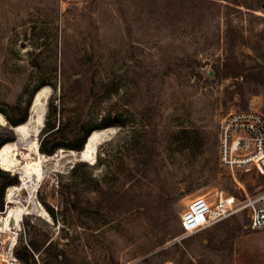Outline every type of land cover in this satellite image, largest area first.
<instances>
[{"label": "rangeland", "instance_id": "1", "mask_svg": "<svg viewBox=\"0 0 264 264\" xmlns=\"http://www.w3.org/2000/svg\"><path fill=\"white\" fill-rule=\"evenodd\" d=\"M208 1L0 0V114L19 118L48 87L44 127L69 123L65 143L118 124L93 169L71 177L82 161L60 149L44 160L37 199L56 220L29 214L0 233V264L12 237L40 246L30 264H264V229L246 211L191 236L180 225L196 196L264 189L219 152L230 111L264 114V0ZM9 131L0 123V147Z\"/></svg>", "mask_w": 264, "mask_h": 264}, {"label": "built area", "instance_id": "2", "mask_svg": "<svg viewBox=\"0 0 264 264\" xmlns=\"http://www.w3.org/2000/svg\"><path fill=\"white\" fill-rule=\"evenodd\" d=\"M260 14L264 17V7ZM220 162L230 170L237 168L264 177V114L254 109L230 111L220 124ZM246 211L251 230L264 229V189L239 199L222 189L199 195L185 204L180 225L188 236L205 231Z\"/></svg>", "mask_w": 264, "mask_h": 264}, {"label": "bare ground", "instance_id": "3", "mask_svg": "<svg viewBox=\"0 0 264 264\" xmlns=\"http://www.w3.org/2000/svg\"><path fill=\"white\" fill-rule=\"evenodd\" d=\"M35 95V105L31 111L29 120L15 128L18 136L17 143L9 142L0 148V168L5 171H15L21 178L20 185L10 186L7 191L8 204H14V206H10L2 218L0 233L5 235L3 242L6 241L9 234L16 235V232L13 231L10 225L11 219H15L17 222V226L15 227L17 229L16 231H19L23 218L29 214H37L52 222L50 214L37 199V193L45 178L43 163L46 160L53 159L55 156L42 154L39 149L40 142L38 141V137L44 128L42 117L46 111V105L50 97V89L43 87ZM0 123L4 126L8 125L7 120L1 114ZM115 134L114 129L94 131L90 136L86 150L82 155L83 158L80 161L95 164L100 146L104 142L111 140L110 137ZM59 152L63 153L64 157L70 163L78 160L76 159L78 157L76 152L65 154L63 149H60ZM21 154L27 162L21 160ZM23 195L26 198L24 204L17 201V198ZM15 243L16 238L12 237L10 247L2 252V260L6 263L11 262L10 264H15L16 259L12 253Z\"/></svg>", "mask_w": 264, "mask_h": 264}, {"label": "trees", "instance_id": "4", "mask_svg": "<svg viewBox=\"0 0 264 264\" xmlns=\"http://www.w3.org/2000/svg\"><path fill=\"white\" fill-rule=\"evenodd\" d=\"M201 1L203 4L210 3L208 0H201ZM235 1L236 3H239L238 0H235ZM31 103H32L31 101L28 103L24 112L22 113L21 116H19V118H12V117L7 116L6 120L8 122V126H17V125H21L27 122L28 117H29V110H30ZM18 109L19 108H13V110H18ZM64 111L65 110L62 108L58 112L59 114H63ZM51 112L53 114L57 113V108L53 104L51 105ZM69 125H70L69 123L65 124L61 122L57 127L56 124H53L52 121L49 119L46 123V126L43 128V130L40 133V147H39L40 152L42 154H45L46 156H53L59 149H63V148L68 149V150H73V151H81L83 149V145L88 135L92 131L87 132L86 135L82 138L78 137L75 140L74 144H68V143H65L64 140L66 139ZM117 125L118 124L116 121L109 122L108 124H104L103 126H101L100 130H104L107 127H112V126H117ZM9 133L11 136L5 142V144L9 142H15L16 140V136L11 129ZM94 166L95 165H90L86 162H78L71 169L69 175L71 177H76L81 171H84L85 168L93 169ZM0 179L4 181L2 185L1 193H0V211H4V207H5L4 192L6 188H9L10 186L20 185V180H19L18 174H11V172L5 171L1 168H0ZM46 210L49 212L51 218H53V220H56L53 211L49 209H46ZM50 247H51V243L49 244L47 248H50ZM40 250L41 248L35 242L34 238H30V241H27V240L25 241L23 237H20L19 241L14 247V255L19 261L22 262V264H30V261L34 259V253L40 252ZM61 253H62L61 255H64L63 252Z\"/></svg>", "mask_w": 264, "mask_h": 264}, {"label": "water", "instance_id": "5", "mask_svg": "<svg viewBox=\"0 0 264 264\" xmlns=\"http://www.w3.org/2000/svg\"><path fill=\"white\" fill-rule=\"evenodd\" d=\"M35 100H36V95L33 97V100H32V103H31V106H30V110H29V117H28V120H29V118H30V114H31V111H32V109H33V107H34V105H35ZM46 111H47V105H46ZM46 111H45V113L43 114V117H42V121H43V125H45V123H44V120H45V117H46ZM27 120V121H28ZM26 123V122H25ZM24 124V123H23ZM22 125V124H21ZM21 125H17V126H9V128L14 132V134L15 135H17V133H16V131H15V128H17L18 126H21ZM42 129V128H41ZM94 131H92L89 135H88V137H87V139H86V141H85V143H84V145H83V149L81 150V151H73V150H68L67 152H65V154H70V153H73V152H76L77 153V155H78V157L76 158V159H78L79 161H80V159H82L83 157H82V155H83V152L86 150V146H87V144H88V142H89V139H90V136H91V134L93 133ZM113 136L114 135H112L110 138L112 139L113 138ZM18 137V136H17ZM18 140V139H17ZM77 161V160H76ZM75 161V162H76ZM74 162V163H75ZM19 180L21 181V178L19 177ZM10 225H11V228L12 229H15V227L17 226V222H16V220L15 219H11L10 220Z\"/></svg>", "mask_w": 264, "mask_h": 264}]
</instances>
